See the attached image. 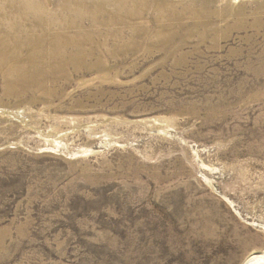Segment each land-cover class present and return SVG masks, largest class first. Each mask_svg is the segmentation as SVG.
Masks as SVG:
<instances>
[{"label": "rangeland", "instance_id": "1", "mask_svg": "<svg viewBox=\"0 0 264 264\" xmlns=\"http://www.w3.org/2000/svg\"><path fill=\"white\" fill-rule=\"evenodd\" d=\"M37 1L70 14L63 0H0L4 30ZM125 2L137 15L101 30L137 44L144 28L190 24L199 0ZM259 4L225 0L216 32L182 48L185 63L106 48L91 71L43 90L7 93L0 79V264H243L264 251Z\"/></svg>", "mask_w": 264, "mask_h": 264}, {"label": "bare ground", "instance_id": "2", "mask_svg": "<svg viewBox=\"0 0 264 264\" xmlns=\"http://www.w3.org/2000/svg\"><path fill=\"white\" fill-rule=\"evenodd\" d=\"M73 1L77 4V9H72L66 0L61 2V6L70 12L68 16L46 14L41 3L37 1L34 7H23L24 19L12 22L6 31L0 22V79L4 81L7 93H23L35 88L43 90L44 84L40 82L42 80L70 79L84 70L91 71L93 65L90 60L95 52L106 48L107 52L101 55L110 58H116L118 54H128L129 50H139L142 47V52L150 55L155 52L162 55L175 52L174 64L185 63L190 54L182 48L189 44V39L197 36L200 43L211 37L216 32L215 29H218L215 17L224 16L229 12L228 7L224 5L225 0H199L188 11L192 19L190 24H170L156 30H153L155 26L144 28L141 41L135 44L126 41L122 32L101 30L103 25L126 24L123 15L127 13L129 18L137 15L127 11L125 0ZM218 3H221V8H217ZM260 6L264 8L263 5ZM238 9L243 11L242 7ZM28 23H32V28H26ZM242 24L243 22H238L229 29L239 28ZM73 29L76 31H72ZM50 30H55L53 36L57 38L52 42L45 39ZM109 38H114L117 42L109 43ZM42 47H46L47 51ZM24 51H31L26 59L22 55ZM22 60L34 68L33 71L30 72L25 66L16 67L22 63L14 62ZM158 61V64L168 63L170 56L159 58ZM243 264H264V251L252 253Z\"/></svg>", "mask_w": 264, "mask_h": 264}]
</instances>
